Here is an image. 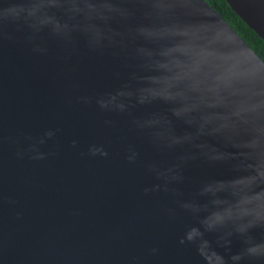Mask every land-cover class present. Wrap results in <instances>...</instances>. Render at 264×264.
Returning a JSON list of instances; mask_svg holds the SVG:
<instances>
[{"label": "water", "instance_id": "water-1", "mask_svg": "<svg viewBox=\"0 0 264 264\" xmlns=\"http://www.w3.org/2000/svg\"><path fill=\"white\" fill-rule=\"evenodd\" d=\"M0 264H264V61L207 1L0 0Z\"/></svg>", "mask_w": 264, "mask_h": 264}, {"label": "trees", "instance_id": "trees-1", "mask_svg": "<svg viewBox=\"0 0 264 264\" xmlns=\"http://www.w3.org/2000/svg\"><path fill=\"white\" fill-rule=\"evenodd\" d=\"M233 27L241 38L264 61V41L231 10L225 0H205Z\"/></svg>", "mask_w": 264, "mask_h": 264}]
</instances>
